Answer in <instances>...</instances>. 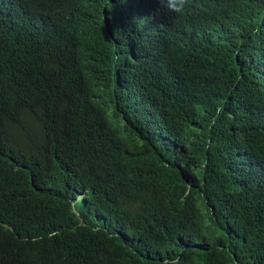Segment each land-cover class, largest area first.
Wrapping results in <instances>:
<instances>
[{
	"label": "trees",
	"instance_id": "trees-1",
	"mask_svg": "<svg viewBox=\"0 0 264 264\" xmlns=\"http://www.w3.org/2000/svg\"><path fill=\"white\" fill-rule=\"evenodd\" d=\"M0 264H264V0H0Z\"/></svg>",
	"mask_w": 264,
	"mask_h": 264
}]
</instances>
